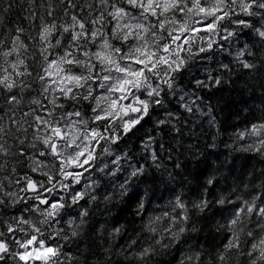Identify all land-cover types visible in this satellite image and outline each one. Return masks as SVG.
<instances>
[{"label":"clouds","instance_id":"1","mask_svg":"<svg viewBox=\"0 0 264 264\" xmlns=\"http://www.w3.org/2000/svg\"><path fill=\"white\" fill-rule=\"evenodd\" d=\"M0 264H264V0H0Z\"/></svg>","mask_w":264,"mask_h":264}]
</instances>
